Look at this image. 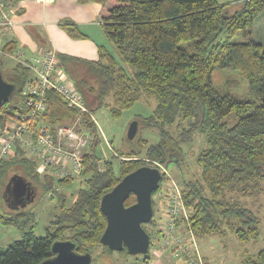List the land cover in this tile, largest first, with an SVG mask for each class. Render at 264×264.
Returning a JSON list of instances; mask_svg holds the SVG:
<instances>
[{
	"label": "trees",
	"instance_id": "obj_1",
	"mask_svg": "<svg viewBox=\"0 0 264 264\" xmlns=\"http://www.w3.org/2000/svg\"><path fill=\"white\" fill-rule=\"evenodd\" d=\"M87 1L102 6V30L117 56L105 48L99 50L96 61L59 53L61 65L75 80L92 112L110 108L114 117H120L143 98H155L152 115L141 123L157 131L160 141L149 144L142 140L141 152L120 156L118 172L114 159L106 161L101 170L95 154L101 141L93 127L94 152L85 158V181L69 198L56 193L54 179L41 176L36 164L23 153L1 161L0 220L5 225H18L24 233L6 251L0 250V264H40L53 256L51 249L56 241L66 239L76 243L78 253L91 254L93 263L114 253L129 255L126 250L111 252L101 244L107 227L101 199L141 167H181L187 160L186 146H195L199 137L204 144L195 157L198 176L183 180L180 186L190 230L196 239L232 235L240 243L258 244L264 227L261 230L260 217L243 200L264 198V44L250 32L264 12V0L236 4H220L217 0ZM60 27L73 40L86 39L70 21ZM241 33L249 37L247 42L235 40ZM15 44L7 43L0 53L3 76L16 87L3 110L20 101L29 77L19 64L4 67ZM216 70L236 72L247 82L252 97L239 100L232 96L228 90L236 87L232 82L215 85ZM49 102L48 120L64 122L74 116L54 94ZM124 157L129 160H122ZM162 174L163 181L166 173ZM13 178L41 197L51 192L56 200L54 219L44 236L35 235L29 211L16 215L4 212V192ZM135 203L136 196L131 194L125 205ZM153 206L155 215L154 200ZM147 227L143 225L151 236ZM150 261L151 257H145L144 263ZM242 264H264V246Z\"/></svg>",
	"mask_w": 264,
	"mask_h": 264
},
{
	"label": "built area",
	"instance_id": "obj_2",
	"mask_svg": "<svg viewBox=\"0 0 264 264\" xmlns=\"http://www.w3.org/2000/svg\"><path fill=\"white\" fill-rule=\"evenodd\" d=\"M7 9L8 5L0 0L4 24L11 26ZM9 58L25 68L29 77L21 89L20 101L0 109V162L23 153L36 164L41 176L53 178L57 185L64 181L77 182L84 177L86 156L93 154L96 138L93 127L100 138L94 113L86 106L75 80L61 65L56 51L43 49L26 57L24 51L18 49ZM51 94L59 97L74 116L64 122L48 120ZM168 188L169 207L157 219L159 237L152 256L170 255L185 264H207L188 226L189 213L181 187L169 180ZM184 223L192 242L187 243L182 238Z\"/></svg>",
	"mask_w": 264,
	"mask_h": 264
},
{
	"label": "rangeland",
	"instance_id": "obj_3",
	"mask_svg": "<svg viewBox=\"0 0 264 264\" xmlns=\"http://www.w3.org/2000/svg\"><path fill=\"white\" fill-rule=\"evenodd\" d=\"M2 1L6 5H9L10 3L8 0ZM2 22H4L3 19ZM250 32H252V37L256 41L264 44V12L255 20ZM235 40L238 42H247L249 37L245 36V33H241ZM113 51H115L114 48ZM114 55L117 56V54ZM16 64L15 61L8 58L5 60L4 67L7 69ZM84 71L85 69L82 70V72ZM230 82L236 85V87L228 89L232 96L239 100L250 99L252 97L247 82L242 81L236 72L229 70H216L214 72L215 85L224 86ZM156 105L157 101L155 98H143L131 109L124 111L120 117H114L110 108H102L93 112L101 132V142H99L95 148V154L99 158V166L101 170L104 169V163L106 161L114 159V167L118 172L120 168V156L141 152L142 147L140 142L142 140H147L149 144H155L160 141V135L157 131L147 129L141 123L144 119L152 115ZM133 122L139 123V129L136 137L133 140H130L128 139L127 134L129 127ZM203 141L204 139L199 137L195 146H186L187 149L185 150L186 153H188L187 160L181 165V167L170 164L167 170L164 167L161 169L162 172L164 171L166 173V178L160 183L159 190L154 193L153 200L156 211L152 222H150L147 227V231L151 234L152 246L150 253L146 256L151 257V261L149 263H144L146 256L133 257L130 255L114 253L112 256H109V259L105 258V260L100 263L95 261L93 264H185L184 261L182 262L170 255L161 256V258L152 256V249L155 248L157 238L159 237L157 219L163 216L169 207V180L181 186L183 180H194L197 178L199 171L195 164V157L203 148ZM143 151H145V149ZM122 160H129V158L124 157ZM84 181L85 177H82L71 185L60 183L56 185L54 191L56 193L64 194L69 198L74 192L79 190ZM35 194L34 201L25 208L10 207L4 200L3 209L5 213L11 215H16L22 212V210L29 211L31 213V222L29 224H33L35 235L41 237L46 234V228L54 219L53 208L56 204V200L52 198L51 192L42 195V197L36 192ZM243 203L260 217L262 230L264 227V198H261L258 201L244 199ZM181 228L183 231L182 238L187 243L192 242L193 240L189 237L190 234L186 232L185 223ZM23 233V230H21L18 225H5L0 220V250L6 251L13 243H15V241L22 238ZM194 242L197 244L201 255L207 260L208 264H242L244 259L256 254L264 246V232H262L258 244L240 243V241L232 235L224 239L218 236H210L202 239H194ZM97 253L99 252H96L95 256Z\"/></svg>",
	"mask_w": 264,
	"mask_h": 264
},
{
	"label": "water",
	"instance_id": "obj_4",
	"mask_svg": "<svg viewBox=\"0 0 264 264\" xmlns=\"http://www.w3.org/2000/svg\"><path fill=\"white\" fill-rule=\"evenodd\" d=\"M16 87L8 83L0 69V109L8 103ZM139 123L133 122L128 130V139L133 140ZM163 174L158 168L144 166L125 176L114 189L101 199V211L106 217L107 227L101 237V244L111 252L126 250L130 256H146L149 253L151 236L143 228L153 220V193L162 182ZM131 194L136 203L126 206ZM36 194L18 178L7 185L4 197H11L13 208H25L34 201ZM15 207V208H16ZM76 243L71 240L56 241L52 245L53 256L40 264H92L93 256L80 254Z\"/></svg>",
	"mask_w": 264,
	"mask_h": 264
},
{
	"label": "crops",
	"instance_id": "obj_5",
	"mask_svg": "<svg viewBox=\"0 0 264 264\" xmlns=\"http://www.w3.org/2000/svg\"><path fill=\"white\" fill-rule=\"evenodd\" d=\"M6 10L11 26L2 22L0 10V53L9 42H15V51L22 49L32 57L43 49L56 51L81 59L96 61L99 50L112 54L113 45L102 30V6L85 0H8ZM220 4H236L246 0H217ZM65 21L76 24L85 40L71 39L60 27ZM71 39V40H70ZM14 51V53H15Z\"/></svg>",
	"mask_w": 264,
	"mask_h": 264
},
{
	"label": "flooded vegetation",
	"instance_id": "obj_6",
	"mask_svg": "<svg viewBox=\"0 0 264 264\" xmlns=\"http://www.w3.org/2000/svg\"><path fill=\"white\" fill-rule=\"evenodd\" d=\"M3 198H4V200L8 203V205H9L10 207H13V205H12V200L10 199L11 197H9V198L7 197V198H6V197L3 196ZM27 206H28V205H27ZM15 207H16V206H15ZM15 207H14V208H15ZM127 207H128V206H127ZM16 208H17V207H16ZM18 208H22V207L19 206ZM153 217H154V216H153ZM150 246H151V243H150ZM146 257H147V256H146Z\"/></svg>",
	"mask_w": 264,
	"mask_h": 264
}]
</instances>
